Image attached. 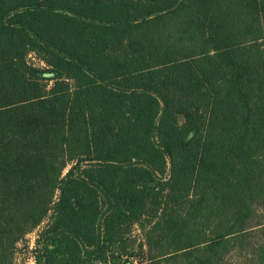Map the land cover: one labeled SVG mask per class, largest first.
<instances>
[{
  "label": "trees",
  "instance_id": "16d2710c",
  "mask_svg": "<svg viewBox=\"0 0 264 264\" xmlns=\"http://www.w3.org/2000/svg\"><path fill=\"white\" fill-rule=\"evenodd\" d=\"M259 208L264 0H0V264H264Z\"/></svg>",
  "mask_w": 264,
  "mask_h": 264
},
{
  "label": "rangeland",
  "instance_id": "374dc122",
  "mask_svg": "<svg viewBox=\"0 0 264 264\" xmlns=\"http://www.w3.org/2000/svg\"><path fill=\"white\" fill-rule=\"evenodd\" d=\"M28 59L31 63L35 65H41L42 63L38 61V59L33 55L32 53L29 54ZM257 218L261 219V221H264V210L262 208H259L257 210ZM44 226V223L41 224L38 228H36L34 231L27 234L24 238V240L17 245L16 253H15V260L16 262H21L24 264H34L32 253L31 251L34 248V241L36 239L38 231ZM100 227V226H99ZM131 237L135 240V246H138L140 243H143V246L141 249L138 247L136 248V256L134 255V258H136V264H169L167 261H164V259L161 260H151L147 254V246L144 244V238L142 232L138 229V227H133V230L131 232ZM253 243L261 244L264 242V234L257 232V236L252 240ZM91 249L89 248H83L84 256H90ZM250 251L249 248L244 250H235L230 255L227 256L226 260L233 264H245L246 260V252ZM121 264V263H120Z\"/></svg>",
  "mask_w": 264,
  "mask_h": 264
}]
</instances>
